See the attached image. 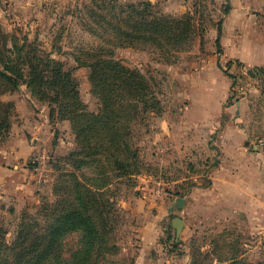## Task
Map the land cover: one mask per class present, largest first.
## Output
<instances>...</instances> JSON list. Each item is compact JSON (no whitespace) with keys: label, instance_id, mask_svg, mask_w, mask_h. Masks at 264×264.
Here are the masks:
<instances>
[{"label":"rangeland","instance_id":"1","mask_svg":"<svg viewBox=\"0 0 264 264\" xmlns=\"http://www.w3.org/2000/svg\"><path fill=\"white\" fill-rule=\"evenodd\" d=\"M149 1L159 14L189 17L188 24L180 26L190 31L178 49L160 50L141 40L110 48L124 66L145 78L158 100L141 108L131 123L137 148L131 177L106 168L104 197L113 208L112 218L119 215L115 236L121 250L112 256V264H229L235 258L244 264L264 263V222L244 223L236 211L226 212L222 202L202 211L191 194L207 183L203 174L210 161L202 149L205 143H200L204 138L199 125L214 121L216 126L208 127L204 139L211 143L220 125L242 123L238 119L243 107L249 108L255 128L251 145H260L258 151L264 153V71H254L256 64L264 63V0ZM90 4L91 0H0V30L8 44L13 36L19 43L26 37L37 45V54L60 61L75 78L85 107L97 112L89 69L75 61L76 56L88 59L85 51L99 42L86 26L90 20L85 5ZM45 91L55 95L53 89ZM45 98L32 94L22 81L16 88L0 82V101L12 106L8 127L0 134V165L8 173L0 180V238L5 240L12 239L22 213L37 215L65 191L60 187L63 173H81L75 167L79 155L70 156L80 151L71 122L61 119L59 105ZM179 119L169 131L168 123ZM208 149L219 152L214 145ZM260 158L252 152V165ZM92 169L82 171L93 175ZM177 197L185 199L180 209L173 207ZM174 216L186 224L178 245L172 243ZM76 241V233L68 235L66 251Z\"/></svg>","mask_w":264,"mask_h":264},{"label":"trees","instance_id":"2","mask_svg":"<svg viewBox=\"0 0 264 264\" xmlns=\"http://www.w3.org/2000/svg\"><path fill=\"white\" fill-rule=\"evenodd\" d=\"M91 3L85 5L90 20L86 26L99 42L85 51L88 59L76 56L75 61L89 69L91 90L99 102L97 112L85 107L75 78L60 61L41 51L42 55L37 54V45L26 37L19 43L13 36L8 44L7 35L0 30V82L16 88L22 81L32 94L46 96L59 105L58 115L68 119L75 131L80 151L70 156L79 155L75 167L81 172L62 174L60 187L65 191L58 193L54 203L45 204L42 212L22 213L12 239L0 238V264H112V256L121 250L115 236L119 215L112 218L113 208L104 197L106 168L112 166L117 174L131 177L136 164L132 159L137 158L131 123L141 108L145 110L158 100L145 78L136 69L124 66L110 48L141 40L160 50L178 49L190 31L180 24H188L189 17L159 14L149 0ZM217 30L220 48L219 23ZM254 71L263 72L264 66H255ZM45 89H53L55 95L50 97ZM11 108L0 101V134L8 127ZM51 111L53 114L52 107ZM91 166L93 175L82 171ZM72 233L77 234V241L66 251L65 239ZM180 242L173 238L174 245ZM229 264L244 263L235 258Z\"/></svg>","mask_w":264,"mask_h":264},{"label":"crops","instance_id":"3","mask_svg":"<svg viewBox=\"0 0 264 264\" xmlns=\"http://www.w3.org/2000/svg\"><path fill=\"white\" fill-rule=\"evenodd\" d=\"M260 64L262 65L256 64V66H264V63ZM247 110L249 108L243 107L242 119H238L242 123H238L236 120L233 123L226 121L222 126L219 122L221 130L211 143H209V138L204 139L208 127L216 126L214 121H207V124L198 126L203 127L201 135L204 139L200 140V143H205L202 149L204 148V154H206V158H210V161L205 166L203 174L207 183L196 186L191 194L195 197V207L202 211L216 208L219 202H222L221 204L228 207L226 212L234 213L236 211L244 223L264 222V153L258 151L261 149L260 145H251L250 136L255 128H252L254 125L248 116L250 111ZM180 120L169 122L167 127L169 131ZM198 127L193 126V130L195 131ZM262 139L264 140V137ZM210 145L218 147L219 152L215 154L214 151L209 150ZM252 152L258 154L259 157L261 156L258 163L253 162V165ZM15 154L20 156L19 151ZM8 161L12 162L11 154ZM13 166L16 169L18 165L14 163ZM4 174L8 173L0 165V180H4L2 178ZM182 222L183 230L186 224L184 219ZM151 240V242H155L156 238Z\"/></svg>","mask_w":264,"mask_h":264},{"label":"water","instance_id":"4","mask_svg":"<svg viewBox=\"0 0 264 264\" xmlns=\"http://www.w3.org/2000/svg\"><path fill=\"white\" fill-rule=\"evenodd\" d=\"M184 205V198L183 197H177L175 199V202L173 203V207L176 209L182 208ZM183 222L182 219L179 216H174L171 219V227L175 230V236L176 238L180 234L182 230Z\"/></svg>","mask_w":264,"mask_h":264},{"label":"built area","instance_id":"5","mask_svg":"<svg viewBox=\"0 0 264 264\" xmlns=\"http://www.w3.org/2000/svg\"><path fill=\"white\" fill-rule=\"evenodd\" d=\"M260 142H262V141H260Z\"/></svg>","mask_w":264,"mask_h":264}]
</instances>
